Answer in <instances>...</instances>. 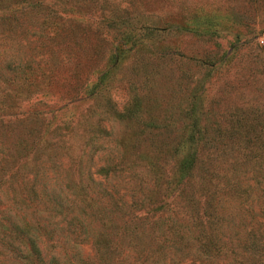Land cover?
I'll list each match as a JSON object with an SVG mask.
<instances>
[{
    "label": "rangeland",
    "instance_id": "obj_1",
    "mask_svg": "<svg viewBox=\"0 0 264 264\" xmlns=\"http://www.w3.org/2000/svg\"><path fill=\"white\" fill-rule=\"evenodd\" d=\"M109 2L118 24L106 28L97 16L90 21L101 30L100 53L81 59L78 79L72 76L75 46L68 48L69 58L58 54L64 59L58 67L48 65L53 54L37 36L43 31L40 26H47L38 24L34 11L19 24L0 19V72L5 73L4 57L13 56L20 63L29 60L35 76L15 109L0 110V133H8L5 142L16 136L31 143L27 153L15 145L0 152V264H32L30 247L36 235L51 242L37 229L46 211L37 215L34 210L32 185L42 180L48 189L76 196L69 213L81 208L87 216L107 217L100 223L104 227L112 219L110 230L123 236L112 254H122L120 248L125 251L131 243L130 264H264V173L252 161L234 166L231 155L238 150H229V140L221 144L227 153L212 158L217 164L207 158L206 164L219 169L220 176L212 178L216 184L197 187L191 174L182 185L185 174L176 172L174 155L161 167L157 185L152 175V184H144L137 174L142 166H135L134 173L128 167L133 151L149 150L143 125L148 118L172 119L169 132L153 134L171 137L169 147L188 131L182 126L190 122V107L202 119L217 121L227 134L228 105L264 103V0ZM170 5L172 20L165 17ZM75 14L69 15L79 18L82 13ZM149 22L172 28L150 39L140 33L144 44H132L125 33L134 26L137 36L140 23ZM47 81L52 84L46 86ZM129 104L135 108L134 118L124 115ZM101 123L108 125L104 133L95 130ZM99 135L103 141L95 142ZM158 139H151L153 148ZM189 149L186 142L179 146L180 152ZM225 178L237 183L223 185ZM230 184L245 191L237 193ZM67 201L62 200L63 208ZM170 218L180 227H173ZM133 225L136 232H144L135 241L128 230ZM156 226L174 229L168 234L173 235L158 236ZM98 227L93 219L90 229ZM62 230L61 236L72 231L66 223ZM177 230L181 238L175 236ZM62 243L57 240L58 246L50 250ZM84 243L83 252H92L89 238ZM42 247L47 249L46 244ZM124 260L118 256L112 264Z\"/></svg>",
    "mask_w": 264,
    "mask_h": 264
},
{
    "label": "trees",
    "instance_id": "obj_2",
    "mask_svg": "<svg viewBox=\"0 0 264 264\" xmlns=\"http://www.w3.org/2000/svg\"><path fill=\"white\" fill-rule=\"evenodd\" d=\"M167 1L170 4L174 2V0ZM169 9L171 11H167L165 17L172 20L174 18V11L171 5ZM30 10L34 11L31 14L36 18H40L39 25L44 23L47 26V28L44 25L40 26L43 31L42 33H38L37 36L40 37L39 39L43 42V46L53 54L52 58L48 57L49 66L58 67L60 65L59 62L64 61L58 54L69 58L68 48L74 46L77 48L71 55V58L76 63V66H73L75 70L72 76L76 79L80 75L77 68L83 65L81 59H92L93 55L100 53L98 51L100 45L98 41L100 40L101 30L98 26L91 27L90 21L94 20L93 17L97 16L98 20L102 21L106 28H111V25L118 24V22H115L116 19L111 17L112 8L109 0H0V19L11 25L22 22L24 16H26V19L27 17L29 18L31 14H28V12ZM75 12H81L86 17L82 14L79 15V18L69 15H77ZM137 28L140 29L137 32V36L135 35L136 28L134 26L130 27L125 33L132 44L134 42L144 44L142 41L143 36H139L140 33L146 34V37L150 39L162 32L168 31L172 27L159 26L158 23L149 22L147 24L140 23ZM42 37H44V41L41 40ZM82 40L85 41L86 45H82ZM4 59L6 61L4 66L5 73L0 72V77L3 75L0 79V82H2L0 84V99L2 100L0 101V110L3 111L2 113L15 109L18 104L17 101L19 102V99H21L22 93L30 90L35 80L29 60L20 63L14 60L13 56L4 57ZM50 84H52L51 81L45 82L46 86ZM227 107H229L226 113L229 121L228 127L231 128L229 132H226L227 134L223 133L221 129L224 127H221L217 121L212 120V118L202 119V117L193 111V107L192 109L190 107V122L182 126V128H186L188 131L186 133L182 131L179 134L180 138H177L174 141V145H169V147L168 142L171 137H167L166 134L163 137L157 136L155 138L154 136L156 132H169L173 126L172 119L170 117H163L159 120L148 118L143 122V125L147 128V133L149 134L147 139L151 142L149 150L143 154L133 151L129 158L131 165L129 164L128 167L134 173L135 166H142L144 168L142 172L138 171L137 173L136 171V173L141 178H144V184L147 181H149L148 184H152V178L150 177L152 175L155 181L153 183L157 185L159 183L157 178H160L163 173L161 167L164 166L167 160L168 162L171 160V155H174L176 172L182 175L185 174V178L181 182L182 185H186L193 174L196 177L194 181L198 184L197 187H203L210 183L216 184L219 181H217V178H212L213 176H220L216 174L219 169L206 164L207 158L209 157L212 160V158L222 157L224 152L227 153L221 144L229 140L231 142L229 150H238L236 153L233 151L234 154L231 155L230 162L234 163V166L241 167L239 165L243 164V162L240 163V160L245 162L252 161L264 173V103L254 104L242 101L241 103L228 105ZM134 109V106L129 104L124 109V115L129 118L136 117ZM201 110L203 113L202 108ZM97 126L95 130L100 133H104L106 127H108L106 123H101ZM7 135L8 133L5 130L0 133V152L14 145L20 147L25 153L31 151L29 146L31 143H26L23 138L16 136L14 138L9 137L10 141L5 142ZM101 136V138L106 137V135ZM99 137L100 135L94 137L95 142L103 141H98ZM153 138H159L158 140H160L159 144L154 148L151 141ZM183 142H186L190 149L180 152L179 146ZM228 153L229 155L231 154L230 152ZM36 157H38V154H35L34 158ZM120 161H123V158ZM212 161L216 164L219 162ZM138 168L141 169V167ZM197 170L199 171L198 173H196ZM140 177L138 179L139 182L143 181ZM223 181V185H226L227 182L237 183L228 181L226 178ZM140 185H137L138 188H140ZM228 186L230 187L229 189L237 193L245 191V187H239V184H230ZM32 191L35 196L34 210L37 212V215L40 214V211H46L45 213L47 214L43 216L45 221L41 225L37 220V229L41 228L48 235L47 239L51 240L50 243H45L36 235L35 241L30 247L32 264H76L77 262L82 264H112V260L116 261V257L118 256H122L125 259V264H130V249L128 248L133 246L131 243H127L125 251H122L119 247L122 254L117 252H114L115 255L112 254V250L117 246L116 243L123 238L121 233L115 236V230H110V225L113 222L112 219L111 223L107 221L108 225L104 227L100 223H104L106 221L104 218L107 217H98L97 215L87 216L81 208L78 212L69 213L71 206L77 201L76 196L72 195L71 198H68L63 195V192L56 191L53 187L48 189L44 180L39 184L35 183L32 185ZM261 191L262 195L260 197L264 208V187ZM63 199L68 200V206L64 208L62 207ZM83 207H85V204H83ZM93 219L99 224L95 232L90 229ZM169 222L174 225L173 227L179 226L172 218H170ZM65 223L72 230L67 231V233L73 234L72 236H68L67 233H63L61 236ZM135 228L136 225H133L132 228L128 229L129 234L134 236V241L144 235L143 231L136 232ZM155 231L158 236H164L166 237L164 239H167V237L173 235L168 234L173 232L174 229L168 230L156 226ZM175 236L181 238L183 235L177 230ZM88 238L90 244L93 246L92 252H83L84 242ZM57 240H62L63 246L56 251L54 249L50 250V247L58 246L56 245ZM127 240L129 241L128 237ZM45 244L48 250L42 247ZM44 249L47 251H44Z\"/></svg>",
    "mask_w": 264,
    "mask_h": 264
}]
</instances>
